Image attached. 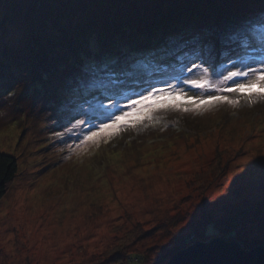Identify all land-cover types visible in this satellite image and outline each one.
<instances>
[{
  "label": "rangeland",
  "instance_id": "rangeland-1",
  "mask_svg": "<svg viewBox=\"0 0 264 264\" xmlns=\"http://www.w3.org/2000/svg\"><path fill=\"white\" fill-rule=\"evenodd\" d=\"M207 2L0 0L5 32L0 153L17 162L0 200V264H161V249L177 237L186 244L220 219L249 235L246 250L261 246L258 209L241 207L240 201L254 197L258 206L264 166H248L264 160V101L241 99L235 108L222 105L202 113L159 111L106 142L77 147L83 133L104 119L100 113L117 112L113 103L123 107L148 85L163 87L181 68L185 75H198L187 72L196 54L210 59L218 72L230 69L229 61L260 67L254 59L258 34L204 35L213 33L216 23L200 6ZM29 21L66 26L56 41V72L40 61L18 62L16 36ZM81 29L97 41L98 59L117 70L115 84L99 76L80 86L78 68L87 58L78 43ZM173 42L175 56L160 52ZM125 62L130 75H119ZM12 81L17 82L10 88ZM8 90L18 99L10 100ZM76 119L85 124L55 136ZM241 175L245 181L234 184ZM229 190L228 200L206 207ZM205 219L212 223L202 228Z\"/></svg>",
  "mask_w": 264,
  "mask_h": 264
},
{
  "label": "snow or ice",
  "instance_id": "snow-or-ice-1",
  "mask_svg": "<svg viewBox=\"0 0 264 264\" xmlns=\"http://www.w3.org/2000/svg\"><path fill=\"white\" fill-rule=\"evenodd\" d=\"M200 6L210 10L216 22L214 32L205 31V36L215 35L216 38L223 39L226 32L236 36L247 35L249 32L259 35L260 44L254 59L258 61L260 67H251L243 60L240 61V66L229 61L232 67L226 68L224 72H218L210 59H205L196 54L195 59L190 60L191 67L187 68V72L193 73L194 70H197L198 75H185L184 69L181 68L165 80L163 87L148 85V88L139 93L135 99L129 98L123 107L113 103L112 107L116 108L117 112L106 115L100 113L104 115V119L83 133L77 147L88 144L94 145L101 140L106 142L108 138L115 136L123 129L152 120L153 113L159 111L202 113L215 110L222 105L235 108L241 99L248 101V103L264 101V0H209ZM257 25L259 28H256ZM65 27L59 21L25 22L21 25L16 36L18 62L35 65L40 61L47 63L51 72H56L60 56L56 41L63 34ZM78 43L84 56L87 57L78 68L80 86H86L89 79L99 76H107L111 84H115L117 81L114 77L117 75V70L109 69L107 64L98 59L99 45L95 39L90 38L87 29L79 31ZM4 44L5 32L3 30L0 31V89L4 88ZM184 46H187V42ZM212 47L210 43L208 45L210 52ZM90 52H95L96 55L89 56ZM160 52L167 56H175L177 46L173 42L160 49ZM197 60L200 63H197ZM205 64L207 67L204 66ZM119 75H130L127 62H125L124 67L120 68ZM213 76L218 77V79L213 80ZM170 81H176V84ZM16 82H10V88ZM180 85H186L190 89L199 90V92L189 94ZM75 91L78 94L79 87ZM8 98L15 101L18 99V95L8 90ZM98 107L103 108V105H98ZM84 124V120L76 119L75 123H71V126L67 127L64 132H56L55 136L62 137L74 133V130L79 129ZM71 149L72 146L70 145L69 150ZM257 163L264 166V160H261L254 161L248 168L254 167ZM245 179V175L237 176L233 183L239 185ZM232 195L233 192L229 190L215 204L206 207L215 208ZM240 206H247L248 210L258 209L261 254H264V167H262L259 176L258 206L254 197L242 199ZM189 227L192 226L189 225ZM185 231L188 230L185 229ZM248 239L249 235L246 232L229 229L217 222L214 228L206 232H195L186 244L181 241V237H177L166 248L161 249V264H256L246 250Z\"/></svg>",
  "mask_w": 264,
  "mask_h": 264
},
{
  "label": "trees",
  "instance_id": "trees-1",
  "mask_svg": "<svg viewBox=\"0 0 264 264\" xmlns=\"http://www.w3.org/2000/svg\"><path fill=\"white\" fill-rule=\"evenodd\" d=\"M16 173H17V162L15 158L7 154L0 153V200L7 193V190L10 187L12 181L14 180ZM255 214H258V213L255 212ZM234 218H236L235 215H231L230 217H228L230 221H232ZM218 221L219 223H222L225 226L226 224L224 222L225 220L220 219ZM200 222H204L202 226V228H204L208 225V223L209 224L212 223V219H205L204 221L201 220ZM191 238L192 236L190 237V239ZM150 264H154V262L153 263L151 262Z\"/></svg>",
  "mask_w": 264,
  "mask_h": 264
},
{
  "label": "water",
  "instance_id": "water-1",
  "mask_svg": "<svg viewBox=\"0 0 264 264\" xmlns=\"http://www.w3.org/2000/svg\"><path fill=\"white\" fill-rule=\"evenodd\" d=\"M247 251L250 254V258L254 260L256 264H264V254H261V246L254 247Z\"/></svg>",
  "mask_w": 264,
  "mask_h": 264
}]
</instances>
